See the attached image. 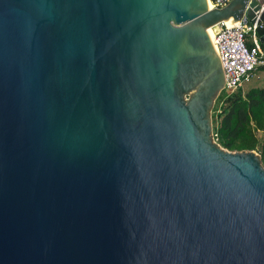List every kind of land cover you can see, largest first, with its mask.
<instances>
[{
  "label": "water",
  "instance_id": "1",
  "mask_svg": "<svg viewBox=\"0 0 264 264\" xmlns=\"http://www.w3.org/2000/svg\"><path fill=\"white\" fill-rule=\"evenodd\" d=\"M228 20L264 43V0H0V264H264L260 157L212 136Z\"/></svg>",
  "mask_w": 264,
  "mask_h": 264
},
{
  "label": "built area",
  "instance_id": "2",
  "mask_svg": "<svg viewBox=\"0 0 264 264\" xmlns=\"http://www.w3.org/2000/svg\"><path fill=\"white\" fill-rule=\"evenodd\" d=\"M209 10L223 8L233 0H206ZM263 24L261 23L260 26ZM219 35L215 44L220 53L224 71L222 103L232 94L242 90L243 84L250 81L264 66V52L259 49V38L254 33L256 25L238 21L233 25L218 24ZM217 143L216 134L212 133Z\"/></svg>",
  "mask_w": 264,
  "mask_h": 264
},
{
  "label": "trees",
  "instance_id": "3",
  "mask_svg": "<svg viewBox=\"0 0 264 264\" xmlns=\"http://www.w3.org/2000/svg\"><path fill=\"white\" fill-rule=\"evenodd\" d=\"M259 49L264 52V43ZM259 70L264 72V66ZM224 102L226 106L213 125L217 143L230 152L255 151L264 167V87L252 88L245 95L239 90Z\"/></svg>",
  "mask_w": 264,
  "mask_h": 264
},
{
  "label": "rangeland",
  "instance_id": "4",
  "mask_svg": "<svg viewBox=\"0 0 264 264\" xmlns=\"http://www.w3.org/2000/svg\"><path fill=\"white\" fill-rule=\"evenodd\" d=\"M255 44L259 45L256 41H253ZM264 87V72L261 70H258L256 75L248 82L243 84L241 93L245 95L250 89L252 88H262ZM223 96L220 94L217 98L212 113H211V119H212V125H216L218 122V115L219 113L225 108L226 104L225 102L222 103ZM257 137L259 139L263 138V135L261 132L257 133Z\"/></svg>",
  "mask_w": 264,
  "mask_h": 264
},
{
  "label": "bare ground",
  "instance_id": "5",
  "mask_svg": "<svg viewBox=\"0 0 264 264\" xmlns=\"http://www.w3.org/2000/svg\"><path fill=\"white\" fill-rule=\"evenodd\" d=\"M224 23L227 24V25H233V23L231 21H229V20L225 21Z\"/></svg>",
  "mask_w": 264,
  "mask_h": 264
}]
</instances>
